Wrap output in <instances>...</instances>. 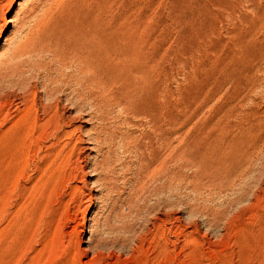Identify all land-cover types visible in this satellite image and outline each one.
<instances>
[{
    "label": "rangeland",
    "instance_id": "obj_1",
    "mask_svg": "<svg viewBox=\"0 0 264 264\" xmlns=\"http://www.w3.org/2000/svg\"><path fill=\"white\" fill-rule=\"evenodd\" d=\"M0 264H264V0H0Z\"/></svg>",
    "mask_w": 264,
    "mask_h": 264
},
{
    "label": "bare ground",
    "instance_id": "obj_2",
    "mask_svg": "<svg viewBox=\"0 0 264 264\" xmlns=\"http://www.w3.org/2000/svg\"><path fill=\"white\" fill-rule=\"evenodd\" d=\"M33 33V32H32ZM95 45L97 46V50H96V54L94 56H91V53H88V54H80L78 58H75L74 60H71L70 62H63V66H66V67H73L75 69H79V72H81L83 75L85 74H90L92 72V63L94 62H97V60L99 59V51H100V48L102 46V42L99 40L98 42H94ZM92 45V44H91ZM79 46V45H78ZM85 46V45H84ZM93 46V45H92ZM82 46L78 47V48H81ZM84 48V47H83ZM89 48V47H88ZM94 48V47H93ZM73 49V48H72ZM71 49V50H72ZM87 49V48H86ZM74 50V49H73ZM77 50V49H76ZM83 50V49H82ZM85 50V49H84ZM88 50V49H87ZM73 52V51H72ZM84 52V51H83ZM87 53V52H86ZM102 53V52H101ZM77 54V53H76ZM84 55V56H83ZM74 56H77V55H74ZM6 74V73H5ZM19 75V74H18ZM87 76V75H86ZM74 78V77H73ZM56 91V90H55ZM47 95L51 96V94L53 93V89H48L47 92H45ZM45 94V95H46ZM33 95V94H32ZM36 96V95H35ZM27 100V99H26ZM34 107V104L33 105H29L28 103H24L23 104V107L19 109V111H21V114L19 115V122L20 124H23L25 125V121H26V125L25 127H29L28 125L31 124L32 120L31 119V109ZM36 107V106H35ZM17 113V111H16ZM39 122V121H38ZM28 123V124H27ZM19 126H22L20 125ZM18 126V127H19ZM17 127V126H16ZM23 128V127H22ZM24 129V128H23ZM27 128H25L26 130ZM15 130H22V129H15ZM17 131V132H18ZM43 131V130H42ZM24 131L22 130V133ZM95 139V137H94ZM96 140V139H95ZM97 141V140H96ZM98 144V142H97ZM96 144V145H97ZM84 149V148H83ZM82 169V168H81ZM59 233V232H58ZM57 235V234H56ZM49 244V243H48ZM97 244V243H96ZM95 244V245H96ZM94 245V244H93ZM97 246V245H96ZM52 248V247H51ZM76 250V249H75ZM84 251V250H82ZM48 252V251H46ZM75 252V251H74ZM73 256V255H72Z\"/></svg>",
    "mask_w": 264,
    "mask_h": 264
}]
</instances>
